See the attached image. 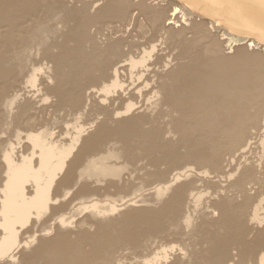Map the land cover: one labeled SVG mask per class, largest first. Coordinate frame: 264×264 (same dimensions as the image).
<instances>
[{
	"label": "rangeland",
	"instance_id": "1",
	"mask_svg": "<svg viewBox=\"0 0 264 264\" xmlns=\"http://www.w3.org/2000/svg\"><path fill=\"white\" fill-rule=\"evenodd\" d=\"M46 2L50 4L46 5ZM77 3H79L77 0H60L59 3L58 0L0 2V96L3 95V98H0V103L2 102L0 162L6 150L17 147L19 136L23 145H29L27 134H36L49 128L56 133L62 131L68 140L66 138L61 140L70 144L69 140L74 136L75 130L85 126L82 137H88L95 132L98 123L104 121L109 126L108 132L105 129L107 138L104 137V142H100L98 148L88 158H95L107 152L115 153L116 159L108 164L121 171L120 177L100 180L83 175L78 177L79 172L77 173L75 178L77 182L74 180L73 184L75 186L72 185L67 194L59 198L60 205L63 202H71L69 209L59 216L67 220L71 219L61 228L71 232L73 247L71 248L70 245L69 250L62 254L61 258H65L63 263L55 261L57 254L52 255L51 258L47 256L45 261L42 257L36 262L46 264V261L51 260V264L53 262L56 264H259V256L261 252L264 253V239L262 240L264 236L259 235L258 231L264 228V222L262 225L257 221L253 210L259 204L260 198H264V102L248 101L247 106H243V115L232 118L230 128L224 127L212 110L204 108L199 113L183 111L186 116L183 117L180 108L170 104L165 105L163 111L159 113L148 111L145 119L141 120L138 116L142 111L137 108L144 100L140 98L93 100L87 97L89 91L82 86L78 87L80 90L78 88L74 90L75 87L72 86L73 91H70L69 98L67 94L65 97L70 100L63 103V108H55L53 105L58 96L46 91V86L69 85L68 82H64L65 74L69 71L65 63L67 60L65 50L71 45L67 40L69 24L67 26L66 24L69 21L65 16L67 17V10L72 6L74 9L79 8L76 10L82 8V4L76 6ZM169 23L167 22L168 25H173ZM176 26L180 27V24ZM92 28L94 29V31L90 30L92 36L95 34L94 38L104 43L107 39L106 31L95 32L98 28L95 29L94 26ZM52 45L59 48L54 49ZM127 46L128 44L125 43V48ZM48 52L51 54L49 55ZM49 56L57 58L56 61L60 64L57 70L58 81H61L59 86L57 82H53L55 81L53 77L46 79L43 84L40 82V78L45 73H50L51 69H54ZM34 75H36V87L29 93L32 87L28 81ZM8 84L9 88L6 86ZM74 93L76 94L72 95ZM15 95L21 99H19L20 104L25 105L19 111L20 114L15 110L10 112L6 110L5 101L13 99ZM128 107L132 108L129 117L134 114L139 119L141 127L139 130L142 129L144 135L155 134L159 140L156 141L157 144L149 145L142 140L144 139L142 134L123 139L112 134L110 127L118 121L116 114L125 111ZM78 117L82 118V121ZM31 121H35L34 126L29 125ZM181 122L184 123L183 126L180 125ZM201 151L206 154H202ZM199 155L205 158L200 159ZM182 173L184 174L180 175ZM178 175L182 178L173 186L175 192L170 198L171 195H167L165 190H160V187L169 185V182L174 177L177 179ZM84 187L85 189L80 192ZM258 191L261 192L257 199L254 197ZM159 193H164L163 198L167 196V199L170 198L172 201L170 199L169 202L164 201L161 206L156 200ZM247 195L249 198H246ZM140 197H151L149 201L153 200L154 204L148 208H157L159 219L161 218L158 224L143 223L147 228L143 227L141 222L135 224L136 226L117 224L116 219L125 211H119L121 204L126 200ZM195 197L200 198L197 206ZM224 198L227 207H230L228 210L233 209L234 217L229 215L233 221L228 219L229 217L226 219L228 221L224 219L222 221L220 212L217 213L219 210L214 207V202ZM246 200L249 205H246ZM92 204L96 205L89 208ZM144 205H134L132 208L135 211L143 210ZM86 206L82 214L77 211ZM262 216L263 210L260 212V217ZM44 217L45 215L39 216L36 220L43 221ZM188 219L189 224L186 223ZM49 227L50 225L46 230L37 232L35 239L30 242L32 244L27 247L28 251L37 246V241L46 233L52 234L53 231H49ZM29 228L30 224L20 231L26 232ZM123 228L125 231H121ZM80 231L89 233V238L92 237L95 242L89 241L88 236L79 238L80 236L77 235ZM127 231L130 234H127ZM257 252L261 254L258 255ZM14 264H20V261Z\"/></svg>",
	"mask_w": 264,
	"mask_h": 264
},
{
	"label": "bare ground",
	"instance_id": "2",
	"mask_svg": "<svg viewBox=\"0 0 264 264\" xmlns=\"http://www.w3.org/2000/svg\"><path fill=\"white\" fill-rule=\"evenodd\" d=\"M7 1L27 3L29 0H0L1 3ZM77 1L82 4V8L76 10L78 7L74 9L72 6L67 10V17L65 16L69 21L66 24V26L69 24L67 40L71 45L68 44L70 47L65 50L67 60H64L69 71L65 74L64 82H68L69 85L64 84L61 87L57 73L60 64L56 61L57 58L50 56V63L53 62L54 69L40 78L41 84L53 77L55 80L53 82H57V86L60 85L59 87L46 86V91L58 96L53 105L55 108L62 107L65 101L70 100L65 97L67 94L69 98L70 91H73L72 86L75 87L74 90L82 86L88 89L87 97L93 100L113 98L144 100L137 108L142 111V114L138 116L141 120L145 119L148 111L159 113L163 111L165 105L170 104L179 107L183 117H186L183 111L199 113L204 108L212 110L217 114L220 123L230 128L232 118L243 115V106H247L248 101L264 102V0ZM48 3L46 2V5ZM167 22L173 25L170 26ZM177 24H180V27H177ZM92 26L95 29L98 28L95 32L106 31L107 39L105 38L104 43H100L98 38L97 41L94 38L95 34L92 36L90 32L93 29ZM125 43L128 44L127 48ZM52 46L54 49L59 48ZM43 59L45 60L44 56ZM48 61L47 64H49ZM61 68L63 69V66ZM59 77L61 78V75ZM28 82L32 87L28 91L30 93L36 87V75L32 76ZM6 86L8 87L9 84ZM15 96L13 99H7L5 106L8 112L15 110L18 114L25 105L20 104L19 96ZM74 98L77 99L75 96ZM131 111L132 108L128 107L125 111L116 114L118 121L110 127L112 134L121 139L142 134L144 138L142 140L149 145H154L156 141H159L155 134L144 135V131L139 130L137 116L133 114L129 117ZM79 119L82 121V118ZM29 125L34 126L35 121H31ZM180 125L183 126L184 123L181 122ZM107 127L109 126L104 121L98 123L95 132L88 137H82L85 126L75 130L74 136L69 140L70 144L61 140L66 138L62 131L56 133L48 128L36 134H27L29 145H23L19 136L17 147L9 148L4 152L0 162V261L2 264H14L16 261H20V264H38L39 262L36 261L40 258L44 257L43 261H45L47 256L51 258L54 254H57L55 261L64 262L65 258L61 256L69 250L73 241L70 239L71 232L64 231L61 226L71 219L67 220L59 215L69 209L71 202H63L60 205L59 198L67 194L78 172V177L83 175L95 180L121 176V171L117 167L108 164L114 158L116 159L115 153L107 152L95 158H88L98 148L99 143L104 142L103 139L107 136L106 131L108 132ZM87 128L89 129L88 126ZM199 157L205 158L203 155ZM3 171L5 172L2 173ZM181 178L179 175L177 179L174 177L172 183H170L171 180L169 185L160 187V190H165L171 198L175 192L173 186ZM83 189L85 187L81 188L80 192ZM180 191L184 192L181 189ZM260 192L258 191L254 198L259 197ZM163 195L164 193H159L156 199L161 206L162 202L171 200L167 199V196L163 198ZM150 198L140 197L124 201L119 211H125L120 218L116 219V223L132 226L141 222L145 228L147 227L143 223L157 222L158 224L161 218L159 219L157 208H148L154 204L153 200L149 201ZM199 200V197L194 198L196 206ZM247 200L252 202L250 199ZM226 202L225 198L214 202V207L219 210L217 213L220 212L222 221L223 219L228 221L226 220L228 217L232 220L229 215L234 217L233 209L228 210L230 207H227ZM249 202L246 205H249ZM254 202L258 203V201ZM94 205L96 204H92L89 208H93ZM134 205H144L143 210H133ZM85 208L87 206L77 211L82 214ZM261 210H263L262 217H260ZM253 211L257 221L263 225L264 198H260L259 204ZM42 215H45L43 221L36 220ZM188 218L190 219L189 216ZM189 219L186 220L188 224ZM28 224L30 228L26 232H21L20 230ZM48 225H50L49 231H53L52 234L46 233L37 241V246L28 251L27 247L32 244L30 242L35 239L37 232L46 230ZM121 231H125L124 228ZM258 232H260L259 235L264 236V228ZM88 234L86 231H80L77 236L83 239ZM127 234L130 233L127 231ZM91 239L89 241L94 243V239L92 237ZM257 253L258 255L262 253L259 256V264H264V253ZM46 264H51V260L46 261ZM53 264L56 263L53 262Z\"/></svg>",
	"mask_w": 264,
	"mask_h": 264
}]
</instances>
